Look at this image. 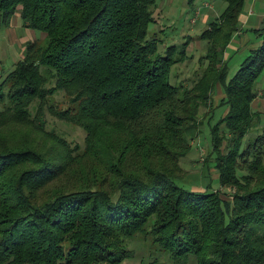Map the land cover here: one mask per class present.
<instances>
[{
	"label": "trees",
	"instance_id": "16d2710c",
	"mask_svg": "<svg viewBox=\"0 0 264 264\" xmlns=\"http://www.w3.org/2000/svg\"><path fill=\"white\" fill-rule=\"evenodd\" d=\"M222 1L200 35L207 41L202 69L185 86L169 82L183 44L158 54L159 40L148 36L155 0H0L3 24L18 12L45 42H27L0 76V135H12L8 144L0 139V264H125L128 238L145 228L170 264H264V158L257 155L261 138L247 137L264 69V22L253 29L258 44L228 78L223 48L240 29L246 0ZM216 83L223 111L204 163L216 170L219 187L236 189L231 200L212 190L211 179L203 190L185 188L162 162L149 164L153 157L177 163L190 152L198 109L210 103ZM58 91L76 108L57 114L80 124L92 157L106 156L104 171L117 177L111 191L84 187L35 199L33 190L61 177L70 158L65 141L47 134L40 115L31 117L33 104ZM43 135L64 149L62 157ZM128 155L147 164L143 174L124 170ZM22 165L29 166L18 172ZM244 168L263 176L251 184Z\"/></svg>",
	"mask_w": 264,
	"mask_h": 264
},
{
	"label": "rangeland",
	"instance_id": "374dc122",
	"mask_svg": "<svg viewBox=\"0 0 264 264\" xmlns=\"http://www.w3.org/2000/svg\"><path fill=\"white\" fill-rule=\"evenodd\" d=\"M225 5L226 3L222 0H195L192 4H189L187 0H155L152 7L154 22L149 25L148 36L159 40L157 42V53L163 54L167 46L178 44H183L185 51L182 61L177 62L171 68L169 76L171 84L190 86L189 79L194 75V72L202 67L204 62L202 58L206 55L207 41L201 39L200 35L208 27V22L213 21L220 15ZM263 22L264 0H253L251 3L250 0H246L238 18V27L241 34H238L239 32L233 34L223 48L224 58L228 57L226 77L229 78L233 75L239 63L248 54V49L258 44L260 39L253 29H257ZM24 32L22 31V37L33 39L31 41H35L37 46H44L43 33L32 29H26ZM17 35L19 36V33ZM219 41H215V45L219 44ZM0 51H3L5 55L0 67L5 71H10L13 63L20 58L18 55L19 50L11 47L9 40H1ZM177 59L181 60L179 55ZM254 89L257 90V96L252 102V108L256 113V118L252 122L247 137L250 141L256 135L261 138L259 143L261 152H257V155L264 158V69L255 80ZM210 95V103L206 107L201 106L198 109L197 119L199 125L201 124L199 126L200 132L191 142L190 152L180 158L177 163H173L169 158L161 160L158 157H153L149 164L159 166V163L162 162L161 165L169 169L170 173H173L174 176H180L178 184L185 188L190 186L194 190H203L207 181L211 179L212 190H219L223 197L231 200V195L236 189L232 186L219 187L216 170L204 163L206 158H212L210 155V128L223 111V107L217 106L218 100L223 96L219 83H216ZM69 98L63 92L58 91L53 95H46L44 104L41 100H38L31 107V117L40 115L44 129L48 132L47 134L52 133L63 139L66 143V151L71 152L69 153L70 158L66 162L68 167L61 177L46 183L37 190H33L37 202L46 201L57 193L70 192L77 188L90 187L96 190L111 191L112 184L114 185L117 181V177L108 175L104 171L105 164L103 160H106L104 154H100L96 160L87 152L89 144L80 124L70 118L67 119L65 115L62 118L57 114L58 111L63 109L70 112L75 110L76 103L70 102ZM211 111L213 112L210 113ZM17 133L19 136V132ZM4 136L5 138L0 135V139L4 138L3 141L6 144L10 143L12 135L5 134ZM43 136L45 140L42 143L46 147H51L56 157H62L64 149L57 142H54L51 137ZM105 141L109 142V136ZM223 146L224 142L221 141L220 148L222 149ZM124 164L125 171H135L142 174L145 172L143 166L147 165L133 155L126 156ZM27 166L29 165L19 166L18 172ZM240 167L243 168L245 165H240ZM245 172L251 173L253 177V179H250L251 184H254L263 176V171L260 169L253 171L246 169ZM248 186L252 187V185ZM128 240L129 242L125 245L131 250L132 258L126 259L125 264H170L160 247L153 241L147 228L135 236H131Z\"/></svg>",
	"mask_w": 264,
	"mask_h": 264
},
{
	"label": "crops",
	"instance_id": "0c3cea01",
	"mask_svg": "<svg viewBox=\"0 0 264 264\" xmlns=\"http://www.w3.org/2000/svg\"><path fill=\"white\" fill-rule=\"evenodd\" d=\"M253 0H250V3ZM262 26V24H260L258 26V28H260ZM3 29H2V28ZM19 29V32H18ZM27 28L23 27L21 24V21L19 19V14L18 12H16L9 20V22L7 24H2L0 22V41H8L10 43L11 47H14L16 49L19 50V57H22V53L24 51L25 48V44L33 39H28L25 36H21L22 35V31L24 32V30H26ZM239 34H241V31H238ZM17 33H19V36L17 35ZM25 34V32H24ZM257 45V44H256ZM255 45V46H256ZM254 46V47H255ZM5 57L4 52L0 51V63L3 62V58ZM5 72L4 69H2V67H0V76Z\"/></svg>",
	"mask_w": 264,
	"mask_h": 264
}]
</instances>
